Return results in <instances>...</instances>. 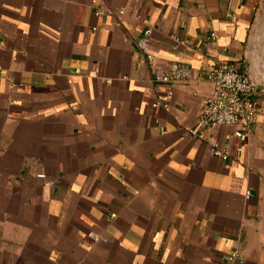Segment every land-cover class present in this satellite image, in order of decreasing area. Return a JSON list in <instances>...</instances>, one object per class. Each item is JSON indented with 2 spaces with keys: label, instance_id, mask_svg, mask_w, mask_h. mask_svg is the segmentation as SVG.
<instances>
[{
  "label": "crops",
  "instance_id": "1",
  "mask_svg": "<svg viewBox=\"0 0 264 264\" xmlns=\"http://www.w3.org/2000/svg\"><path fill=\"white\" fill-rule=\"evenodd\" d=\"M221 64L264 87V0H0V264H264V93L213 156Z\"/></svg>",
  "mask_w": 264,
  "mask_h": 264
},
{
  "label": "built area",
  "instance_id": "2",
  "mask_svg": "<svg viewBox=\"0 0 264 264\" xmlns=\"http://www.w3.org/2000/svg\"><path fill=\"white\" fill-rule=\"evenodd\" d=\"M149 37L150 30H144L137 42V47L144 54L146 63L153 72L152 81L154 83L172 85L192 78L191 68L184 64L172 63L165 71L156 69L154 57L147 51ZM176 42L179 45L184 43L180 40ZM207 80L212 88L204 98L197 120L200 126H239L240 129L234 133L239 140V145L234 149L233 156L215 144L209 146V151L213 156L231 165L239 160V154L246 139L245 131L254 122L258 111L256 102L260 93L245 74L225 64L212 68L207 74ZM170 98L171 91L161 95L156 94L151 107L166 110L169 107ZM109 217L114 218V214Z\"/></svg>",
  "mask_w": 264,
  "mask_h": 264
},
{
  "label": "water",
  "instance_id": "3",
  "mask_svg": "<svg viewBox=\"0 0 264 264\" xmlns=\"http://www.w3.org/2000/svg\"><path fill=\"white\" fill-rule=\"evenodd\" d=\"M245 75L248 77V79L251 81V83L254 85V87L259 93H264V87L262 85L258 84V82L248 74Z\"/></svg>",
  "mask_w": 264,
  "mask_h": 264
}]
</instances>
